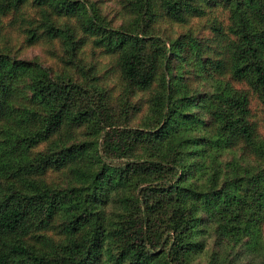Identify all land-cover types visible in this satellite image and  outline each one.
Returning a JSON list of instances; mask_svg holds the SVG:
<instances>
[{
	"label": "trees",
	"instance_id": "trees-1",
	"mask_svg": "<svg viewBox=\"0 0 264 264\" xmlns=\"http://www.w3.org/2000/svg\"><path fill=\"white\" fill-rule=\"evenodd\" d=\"M108 1L0 0V264H254L264 0Z\"/></svg>",
	"mask_w": 264,
	"mask_h": 264
},
{
	"label": "rangeland",
	"instance_id": "rangeland-1",
	"mask_svg": "<svg viewBox=\"0 0 264 264\" xmlns=\"http://www.w3.org/2000/svg\"><path fill=\"white\" fill-rule=\"evenodd\" d=\"M118 2H119L118 0H110V1L107 2V5L113 6V8H117V4L116 3H118ZM40 53H41L40 49H35L34 51L30 50L28 58L34 57V56H36V55H38ZM202 90L206 91L204 88H202ZM262 133L264 135V127H263V130H262ZM254 264H264V257L255 259Z\"/></svg>",
	"mask_w": 264,
	"mask_h": 264
}]
</instances>
